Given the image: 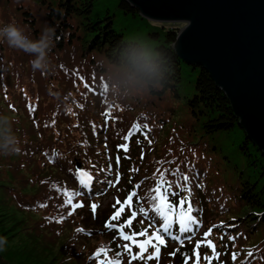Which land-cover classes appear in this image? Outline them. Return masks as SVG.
I'll return each mask as SVG.
<instances>
[{
    "label": "trees",
    "instance_id": "16d2710c",
    "mask_svg": "<svg viewBox=\"0 0 264 264\" xmlns=\"http://www.w3.org/2000/svg\"><path fill=\"white\" fill-rule=\"evenodd\" d=\"M9 23L31 40L52 27L55 38L46 72L33 70V56L0 38V116H5L3 103L9 109L10 94L20 108H12L18 115L12 127L20 129L13 133L21 148L18 155L0 154V237L6 240L0 264H99L115 259L118 252L140 253L135 245L131 253L124 251L130 242L115 230L116 238H105L102 232L136 191L132 205L112 223L123 224L135 211L125 234L147 228L151 235L156 229L150 223L158 225L159 220L143 216L140 208H149V189L161 173L173 182L171 191L179 193L170 200L189 198L199 226L192 225L193 231L184 235L173 228L182 243L167 238L166 246L159 245V259L184 264L187 255L188 264H195L193 249L212 229L209 238L212 242L217 237L212 243L220 254L212 264H264V153L245 136L208 72L174 54L171 45L183 23L147 20L126 0H0V27ZM6 50L13 51L10 58ZM133 85L142 91L135 92ZM66 104L72 107L70 113ZM183 105L187 108L175 124V112ZM106 111L111 113L107 123L102 115ZM134 123L147 124V139L141 133L123 139ZM167 128L165 143L153 142V135ZM125 143L127 152L118 147ZM89 173L93 182L81 184ZM184 175L190 178L186 187ZM109 185L116 196L106 208L113 210L99 221L98 207L93 212L92 205L100 204ZM76 204L88 205L95 225H76V233L97 240L82 260L66 248L70 237L61 230L71 215L86 214ZM95 230L98 235H93ZM205 245L198 250L200 264H208L204 257L213 256ZM97 250L101 255L94 257ZM154 251L147 247L144 264L155 260L148 259ZM249 251L252 258H247ZM233 253L238 254L235 262Z\"/></svg>",
    "mask_w": 264,
    "mask_h": 264
},
{
    "label": "water",
    "instance_id": "95a60500",
    "mask_svg": "<svg viewBox=\"0 0 264 264\" xmlns=\"http://www.w3.org/2000/svg\"><path fill=\"white\" fill-rule=\"evenodd\" d=\"M156 22L183 23L171 45L225 95L245 136L264 153V0H126Z\"/></svg>",
    "mask_w": 264,
    "mask_h": 264
},
{
    "label": "snow or ice",
    "instance_id": "6c2138e0",
    "mask_svg": "<svg viewBox=\"0 0 264 264\" xmlns=\"http://www.w3.org/2000/svg\"><path fill=\"white\" fill-rule=\"evenodd\" d=\"M80 107H83L80 105ZM106 117V123L107 118L111 117V113L106 111L103 113ZM148 126L147 124L141 125L139 123H134L132 128L129 129V132L127 135L123 137L125 141L130 140V138L137 133H141L145 136L147 139V130ZM120 148H123L125 152L128 151V144L125 143L124 145L118 146ZM119 160L120 158L117 157V166H119ZM108 170H111V165H109ZM101 171H105L104 169H101ZM173 176H175V171L171 173ZM88 179L86 181H80L81 184H90L93 182L94 178L91 176V174H87ZM120 174L117 173V179L116 183L119 182ZM189 177L187 175H184L182 177V180L184 182V186L186 187L189 181ZM110 185L113 184L112 181H108ZM136 188H139V185L135 186ZM173 187V182H169L165 180L164 173L160 174V179L156 181V184L153 188L149 189V192L152 193V195L149 197L151 204L148 209H145L143 207L140 208V212L145 217L152 216L153 218H156L159 220V224H151L149 227H154L156 230L151 233V235H148V229H144L143 231L139 233L133 232L131 235L125 234L124 229L126 227L130 228L132 225V221L136 218L137 213L135 211L132 212V215L123 223V224H113L112 221H118L124 211L125 206H131L133 202V198L137 197L136 191H131L123 204L121 205L120 209L115 211L113 215L109 218L108 221L105 222V228L109 231L115 230L120 238L124 241H129L130 244H125L124 251L131 253V247L132 245H135L139 247L140 253L136 255L130 256L129 264H131L132 260L142 258V254L147 250L148 246H151L155 249L154 253L148 257V259L159 258V245H165V241L167 238H172L176 240L179 243H182L181 236L180 235H173V228H176V230L181 234H190L193 231L192 225L199 226V221L192 215L193 211L195 209L192 207L191 201L189 198L185 197L183 199H180L178 202L173 203L170 200V197L172 196H178V192L171 191ZM176 187L179 188L180 184L179 182H176ZM189 192L191 189H188ZM74 195H78V193H74ZM137 202H139V198H137ZM121 202L119 199H117V204H120ZM185 204H187V207L185 208ZM83 206V205H79ZM97 205H92L93 212H95ZM115 207V206H114ZM180 209V213L177 215L176 210ZM143 223V221H141ZM223 226V222H221V225ZM214 226V227H219ZM212 229H209L207 233L204 234V238L202 241H197L196 247L193 249V255L196 256L195 264H199L200 256H199V248L201 247L202 243L206 241L207 247L212 249L213 256L207 257L205 256L204 259L208 261V264H212L213 259H218L219 253L216 252L215 245L210 241L207 240V237L211 234ZM138 236H143L145 239L143 241H139L136 239ZM223 237H221L222 239ZM187 239L191 240V235H187ZM235 237L229 236V240H234ZM153 241H156L157 243H153ZM166 246V245H165ZM107 251L105 250L103 255L107 256ZM178 251V250H177ZM101 255V251L97 250V252L94 254V257H98ZM170 255H175V252L170 253ZM238 254L233 253L232 259L235 262L237 259ZM253 252L249 251L247 253V258H252ZM122 258V253L118 252L116 253V258L112 260H100L99 264H119L120 259ZM92 259V258H90ZM189 257L185 255L184 264H188ZM261 259H264L262 257ZM243 264V261L241 262Z\"/></svg>",
    "mask_w": 264,
    "mask_h": 264
},
{
    "label": "rangeland",
    "instance_id": "374dc122",
    "mask_svg": "<svg viewBox=\"0 0 264 264\" xmlns=\"http://www.w3.org/2000/svg\"><path fill=\"white\" fill-rule=\"evenodd\" d=\"M183 25V24H182ZM182 27V26H181ZM13 52L12 50L10 51H5V53H7L8 55L6 56V58H10V53ZM192 75H196V73L192 74ZM10 92H8L9 94ZM10 96V99L12 101H10V106H9V109L7 110L6 109V106L8 104H5L3 103L2 105V108H1V112L5 115V116H8L10 118V120L13 121L12 124L16 123L18 121V115L17 113H14V110H12L13 107H17L18 106V103L17 101L9 94ZM4 99V98H3ZM178 102H181L183 103L184 99H177ZM185 108L186 105H183L181 106L180 108L177 109V111L175 112V124L179 123V117L184 115V112H185ZM17 110H20L19 107H17ZM1 114V113H0ZM12 130L15 131L17 130V133H19L20 129L19 127H12ZM170 133V129L167 128L166 130H158L154 136V140L153 142H159V145L160 143H165L164 142V139L167 138V136L169 135ZM107 136V135H106ZM109 190L107 191V193H105L104 195H102V199L100 201V204L98 205V208H97V214L96 216L98 217L99 221L102 220V216L104 213L108 214L110 211L113 210V207L109 206L106 208V205L108 204V202H111L115 196H116V193L112 191V186L110 187L109 185ZM77 205V204H76ZM78 206V205H77ZM80 207V206H78ZM87 207L88 205H83L82 208H81V212H86V214L84 215H77V216H73L71 215V219H70V223H66L62 228V232L64 233H67L68 237L70 238H67L66 242L67 245H66V248L67 249H70L71 252H73V255H74V259H77L79 258L80 260L83 259V255L85 254L86 251H88V249H92V244L93 243H96L97 240H91L90 237H87L88 236V233H84V232H79L80 235H78L75 231V227L76 225H82L81 223H86V226L87 227V224L88 226H94L92 224V214L90 212L87 211ZM107 217V216H106ZM73 218V219H72ZM38 227H41L40 225ZM114 231V230H113ZM45 232H50V231H45ZM109 230H104L102 232V234L105 236V238H110V237H115V234L112 233H108ZM99 234V230H95V232H93V235H98ZM199 234V231L196 233V236ZM210 236V235H209ZM209 236L207 237V240H210ZM204 237V236H203ZM217 237H214V238H211L212 242H214L216 240ZM98 241H103V239H98ZM82 243V244H81ZM204 244H206V241L204 242ZM161 257H164L166 258L167 256L166 255H162ZM171 257V256H170ZM144 255L142 256V258H138V259H135V260H132L131 261V264H144ZM129 260H130V255H122V258L120 259V262L119 264H129ZM165 262V263H164ZM171 264V261L170 259L167 257L166 260H161V258L159 259H156L155 260H149L147 264ZM200 264V262H199Z\"/></svg>",
    "mask_w": 264,
    "mask_h": 264
},
{
    "label": "clouds",
    "instance_id": "9594fccd",
    "mask_svg": "<svg viewBox=\"0 0 264 264\" xmlns=\"http://www.w3.org/2000/svg\"><path fill=\"white\" fill-rule=\"evenodd\" d=\"M0 38L7 42L10 48L18 49L34 57L30 61L33 70L46 72L49 70L48 53L54 46L55 29L46 27L43 29L40 37L36 40H31L26 36L20 28L15 24L9 23L0 27ZM135 92L142 91L141 88H136L133 85ZM70 104L65 105V111L71 112ZM13 121L8 116H0V154L4 156L18 155L21 152L20 140L13 133ZM6 244V240L0 237V250Z\"/></svg>",
    "mask_w": 264,
    "mask_h": 264
}]
</instances>
